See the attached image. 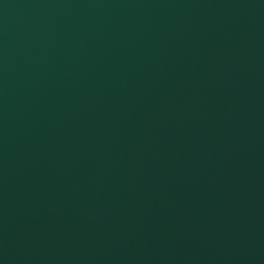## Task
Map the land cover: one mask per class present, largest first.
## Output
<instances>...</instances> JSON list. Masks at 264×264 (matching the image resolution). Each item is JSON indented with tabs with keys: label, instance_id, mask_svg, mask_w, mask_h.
Masks as SVG:
<instances>
[{
	"label": "water",
	"instance_id": "95a60500",
	"mask_svg": "<svg viewBox=\"0 0 264 264\" xmlns=\"http://www.w3.org/2000/svg\"><path fill=\"white\" fill-rule=\"evenodd\" d=\"M0 264H264V0H0Z\"/></svg>",
	"mask_w": 264,
	"mask_h": 264
}]
</instances>
